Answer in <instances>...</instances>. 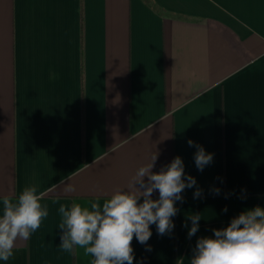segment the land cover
<instances>
[{
    "label": "crops",
    "instance_id": "obj_1",
    "mask_svg": "<svg viewBox=\"0 0 264 264\" xmlns=\"http://www.w3.org/2000/svg\"><path fill=\"white\" fill-rule=\"evenodd\" d=\"M189 139L213 154L203 171ZM155 151L153 172L179 156L197 183L170 233L133 238V264H190L264 208V0H0V210L35 185L49 211L0 264H91L60 249L59 206L127 188Z\"/></svg>",
    "mask_w": 264,
    "mask_h": 264
},
{
    "label": "clouds",
    "instance_id": "obj_2",
    "mask_svg": "<svg viewBox=\"0 0 264 264\" xmlns=\"http://www.w3.org/2000/svg\"><path fill=\"white\" fill-rule=\"evenodd\" d=\"M187 143L189 147H196L195 166L203 171L213 162V154L206 153L203 146L191 139ZM158 155L155 151L150 162L136 170L128 187L115 189L109 198L87 205L61 204L58 208L61 218L58 228L62 230L60 249L69 253L77 247L83 249L85 255L93 257L91 264H133L134 237L146 245L152 236L150 225L153 224L158 235L170 233L174 228L172 217L178 212L176 202L182 203L181 193L197 182L194 177L185 176L184 163L179 156L159 172H153ZM65 190L75 189L67 184ZM155 191L159 193L158 199L152 198ZM214 191L218 195L220 190ZM201 195L202 190L197 188L194 199ZM42 198L43 193H38L37 186L31 185L24 187L15 198L2 199L0 261H8L14 255L16 241L28 240L48 217ZM188 219L192 221L188 231L191 237L198 231L201 216L192 214ZM213 233L214 238L197 240L190 264H264V208L256 206L245 210L226 228L213 229ZM147 250H151L150 246Z\"/></svg>",
    "mask_w": 264,
    "mask_h": 264
}]
</instances>
